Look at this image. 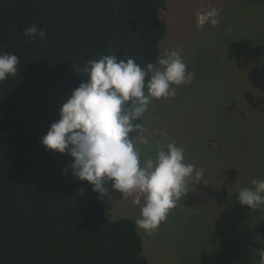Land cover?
<instances>
[{
  "label": "trees",
  "instance_id": "obj_1",
  "mask_svg": "<svg viewBox=\"0 0 264 264\" xmlns=\"http://www.w3.org/2000/svg\"><path fill=\"white\" fill-rule=\"evenodd\" d=\"M166 0H0V264H153L102 195L131 154ZM121 158L95 167L103 139ZM163 224L165 216L149 217Z\"/></svg>",
  "mask_w": 264,
  "mask_h": 264
},
{
  "label": "rangeland",
  "instance_id": "obj_2",
  "mask_svg": "<svg viewBox=\"0 0 264 264\" xmlns=\"http://www.w3.org/2000/svg\"><path fill=\"white\" fill-rule=\"evenodd\" d=\"M166 4L144 158L102 195L107 216L136 222L153 264H264V0ZM92 162L120 166L107 133Z\"/></svg>",
  "mask_w": 264,
  "mask_h": 264
}]
</instances>
